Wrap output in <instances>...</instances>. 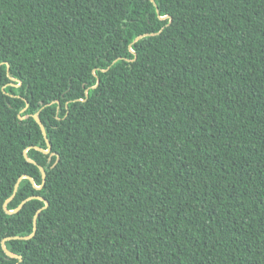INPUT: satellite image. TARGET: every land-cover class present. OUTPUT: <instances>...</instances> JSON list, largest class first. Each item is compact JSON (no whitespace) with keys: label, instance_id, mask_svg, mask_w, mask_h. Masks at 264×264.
<instances>
[{"label":"trees","instance_id":"16d2710c","mask_svg":"<svg viewBox=\"0 0 264 264\" xmlns=\"http://www.w3.org/2000/svg\"><path fill=\"white\" fill-rule=\"evenodd\" d=\"M0 64V264H264V0H0Z\"/></svg>","mask_w":264,"mask_h":264},{"label":"water","instance_id":"95a60500","mask_svg":"<svg viewBox=\"0 0 264 264\" xmlns=\"http://www.w3.org/2000/svg\"><path fill=\"white\" fill-rule=\"evenodd\" d=\"M138 39H139V38H138ZM138 39H136V41H137ZM136 41H135V42H136ZM0 65H1V64H0ZM33 117H34V119L36 120V122L40 125V127H41V129H42V132H43V134H44V137H45V139H46V141H47V144H48V149H47V150H43V149L40 148V147H35V148H36L37 150H39V151L45 153V154H48V153L51 152V150H52V146H51V143H50V141H49V139H48V135H47V132H46V128H45V126H44L42 120H41L40 117L38 116V114H35ZM53 155H55V153H52V154H51V156H53ZM25 157H26V159H27L30 163H33V164H35V165H38V163H37L36 161H34V160H32V159H30V158L28 157V155H27V150L25 151ZM58 161H59V158H58L57 162H58ZM38 166H39V168H40L41 171H42L43 182L45 183V181H46V172H45V170H44V168H43L42 166H40V165H38ZM22 178H28V179H30L31 182L33 183V185H35V187H36L37 189H40V188H41V186H40V187H37V186H36L34 180H33L31 177L25 175V176L21 177V178L18 180V182H17V184H16V186H15V191H14V195H13V197L16 195V192H17L18 187H19V183H20V181L22 180ZM13 197H12V198H13ZM12 198H10V199L5 203V205H4L5 210H6L8 213H10V214H11V213L18 212V211L24 206V204H25L28 200H30V199H32V198L43 199V198H41V197H39V196L30 197V198L26 199V200L20 205V207H19L17 210L9 211V210H7V208H6V205H7V203H8L10 200H12ZM45 202H46V207H47V206H48V202H47V201H45ZM39 214H40V211L36 214V216H35V218H34V232H33V234H32L31 236H29V237H10V238H8V239H10V240H11V239H22V240H27V239L32 238V237L35 235L36 230H37V218H38ZM2 246H3V249H4L5 253H6L9 257H11V258H16V259H18L19 261H22V258H21L20 256L11 253V252L6 248V246H5V240L3 241ZM18 264H19V263H18Z\"/></svg>","mask_w":264,"mask_h":264}]
</instances>
